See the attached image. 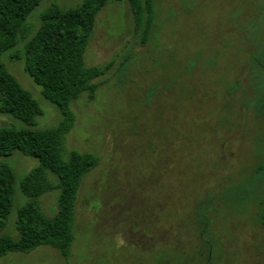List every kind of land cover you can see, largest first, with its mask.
Returning <instances> with one entry per match:
<instances>
[{"label":"rangeland","instance_id":"374dc122","mask_svg":"<svg viewBox=\"0 0 264 264\" xmlns=\"http://www.w3.org/2000/svg\"><path fill=\"white\" fill-rule=\"evenodd\" d=\"M81 2L43 0L26 24L35 31L51 5L69 10ZM155 8L145 44L133 34L125 1L108 2L96 18L85 64L111 67L96 80L92 101L82 95L71 105L76 122L65 151L99 163L78 193L68 259L41 247L0 264H156L162 250L168 261L186 264L201 247L195 212L208 195L215 200L210 264H264L249 181L264 147V125L250 107L259 66L249 64L263 40L264 0H155ZM8 54L1 59L6 69L39 102L36 128L55 127L59 114L24 73L22 41ZM21 125L0 115V127ZM0 162L15 172L4 233L16 237V213L26 203L20 183L38 163L18 152ZM56 201L57 193L40 199L48 217Z\"/></svg>","mask_w":264,"mask_h":264},{"label":"trees","instance_id":"16d2710c","mask_svg":"<svg viewBox=\"0 0 264 264\" xmlns=\"http://www.w3.org/2000/svg\"><path fill=\"white\" fill-rule=\"evenodd\" d=\"M42 1L0 0V115L22 124L21 127H0V158H9L18 152L38 163L20 183L26 203L17 210L14 221L17 236L13 237L4 230L14 206L16 177L10 166L0 162V258L13 253L27 255L46 247L68 259L75 241L78 193L84 178L99 163L92 154L65 151L66 136L76 122L71 105L82 95L92 101L99 86L96 80L111 67V64L95 67L85 64L96 18L108 2L125 1L132 15L133 34L141 44L154 34L156 22L155 0H82L79 7L69 10L51 5L41 13L39 26L32 31L26 21ZM21 41L24 73L40 88L43 100L59 114L60 121L55 127L36 128L37 118L43 115L39 102L1 61ZM10 57L21 59L20 55ZM255 63L259 72L255 74L250 107L264 125V35L257 53L250 58V67H256ZM261 140L264 143V133ZM249 176L255 218L264 229V147ZM51 193H57V212L48 217L40 199ZM202 201L203 207L200 205L195 212V224L201 227V247L185 257L186 264H210L215 251V243L209 237L212 219L209 210L215 200L208 195ZM162 251L155 257L156 264L164 261V264H175ZM199 258L201 263H197Z\"/></svg>","mask_w":264,"mask_h":264}]
</instances>
